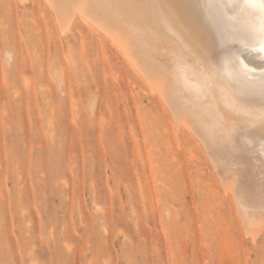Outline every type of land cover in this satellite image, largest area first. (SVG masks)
<instances>
[{
  "label": "rangeland",
  "instance_id": "1",
  "mask_svg": "<svg viewBox=\"0 0 264 264\" xmlns=\"http://www.w3.org/2000/svg\"><path fill=\"white\" fill-rule=\"evenodd\" d=\"M56 16L45 0H0V264H264V231L248 235L201 139L101 27L82 24L84 56L76 23L62 33ZM220 60L211 51L227 96L247 103Z\"/></svg>",
  "mask_w": 264,
  "mask_h": 264
},
{
  "label": "bare ground",
  "instance_id": "2",
  "mask_svg": "<svg viewBox=\"0 0 264 264\" xmlns=\"http://www.w3.org/2000/svg\"><path fill=\"white\" fill-rule=\"evenodd\" d=\"M28 1L20 0L24 5ZM45 3L59 18L62 33L72 31L73 23L81 35L82 24L98 25L102 28L97 27L99 30L105 31L112 46L125 56L147 89L166 103L177 126L187 128L201 139L222 178V190L233 197L235 211L248 235L254 232L252 226L264 231L261 119L264 109L259 110L264 105V81L260 76L264 66L247 62L242 53L246 49L236 47L246 38L249 24L258 23V18L243 15L232 0H45ZM169 25L193 48H200L199 52L206 57L203 58L209 61L207 70L196 66L199 58L190 60L185 48L177 46ZM82 39L81 52L88 56L84 35ZM213 50L220 54L224 82L236 89L237 96L240 93L245 100L248 97L247 103L236 105L237 100L235 104L227 96L221 84L223 78L218 80L210 67ZM237 57L255 69L248 78L239 74ZM207 113L212 115L211 119ZM244 115L251 119L245 122Z\"/></svg>",
  "mask_w": 264,
  "mask_h": 264
},
{
  "label": "snow or ice",
  "instance_id": "3",
  "mask_svg": "<svg viewBox=\"0 0 264 264\" xmlns=\"http://www.w3.org/2000/svg\"><path fill=\"white\" fill-rule=\"evenodd\" d=\"M232 2L234 7L246 17L258 18V23L249 24L246 29V38L242 39L241 43L264 61V0H232ZM237 59L239 60V57ZM238 72L242 77L248 78L251 73L255 72V69L249 68L248 64L239 60ZM260 76L264 81V69L261 70ZM261 119L264 122V113ZM262 152H264V146H262Z\"/></svg>",
  "mask_w": 264,
  "mask_h": 264
}]
</instances>
